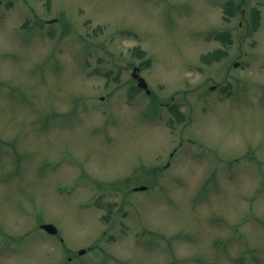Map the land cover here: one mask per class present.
<instances>
[{
  "label": "rangeland",
  "instance_id": "1",
  "mask_svg": "<svg viewBox=\"0 0 264 264\" xmlns=\"http://www.w3.org/2000/svg\"><path fill=\"white\" fill-rule=\"evenodd\" d=\"M225 2L0 0V264H264V0Z\"/></svg>",
  "mask_w": 264,
  "mask_h": 264
},
{
  "label": "trees",
  "instance_id": "2",
  "mask_svg": "<svg viewBox=\"0 0 264 264\" xmlns=\"http://www.w3.org/2000/svg\"><path fill=\"white\" fill-rule=\"evenodd\" d=\"M233 1L232 0H228L227 1V3H226V7H227V12L228 13H231L232 12V10H233ZM254 17L256 16V14L258 13V10L255 8L254 10ZM257 25V22H256V20H254V23H253V27L252 28H255V26ZM228 33L227 32H224V33H217L216 35H215V37L216 38H218V39H220L222 42H224L225 43V41H229V37H228V35H227ZM133 50L134 51H136V52H138V53H141V50L139 49V47H134L133 48ZM218 53H220V51H216L215 53H213V54H208V55H206V56H202V60L203 61H209L210 60V58H211V56H215V57H217V54ZM171 112L173 113V115H175L177 118H182L183 117V114H182V112L178 109V107L176 106V105H172L171 106Z\"/></svg>",
  "mask_w": 264,
  "mask_h": 264
},
{
  "label": "water",
  "instance_id": "3",
  "mask_svg": "<svg viewBox=\"0 0 264 264\" xmlns=\"http://www.w3.org/2000/svg\"><path fill=\"white\" fill-rule=\"evenodd\" d=\"M138 70H139L138 67H136V66L133 67L132 76L136 78L137 85L139 87L145 88L146 92H149V90L147 89L146 81L144 80L143 77L138 75ZM136 189H145V186H139V187H136ZM41 227L44 228L45 230H47L50 233H56V231H57L56 228L53 225H51V224H42ZM83 252H84L83 249L79 251V253H83Z\"/></svg>",
  "mask_w": 264,
  "mask_h": 264
}]
</instances>
